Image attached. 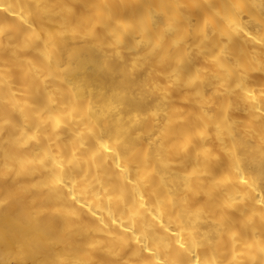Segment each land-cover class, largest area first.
I'll use <instances>...</instances> for the list:
<instances>
[{"label":"bare ground","instance_id":"bare-ground-1","mask_svg":"<svg viewBox=\"0 0 264 264\" xmlns=\"http://www.w3.org/2000/svg\"><path fill=\"white\" fill-rule=\"evenodd\" d=\"M0 264H264V0H0Z\"/></svg>","mask_w":264,"mask_h":264}]
</instances>
